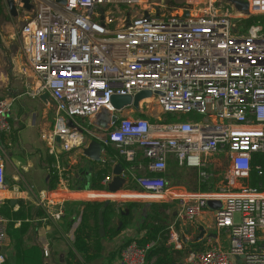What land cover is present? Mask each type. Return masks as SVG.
<instances>
[{"label":"built area","instance_id":"built-area-1","mask_svg":"<svg viewBox=\"0 0 264 264\" xmlns=\"http://www.w3.org/2000/svg\"><path fill=\"white\" fill-rule=\"evenodd\" d=\"M58 1L28 0L27 9L22 0H14L17 17H12L23 23V87L31 98L46 97L54 117L42 139L55 158L57 183L54 191L39 192L37 206L55 223L64 215L55 195L71 181L59 153L84 150L93 140L112 145L118 157H102L107 171L118 159L134 163L141 150L148 170L158 178H134L138 189L111 193L107 186L113 176L107 174L101 190L86 193L109 195L93 200L176 202L179 216L192 223L209 202L220 203L214 211L215 228L228 238L229 248L212 243L190 252L185 264H264V190L243 184L253 155H264V27L246 28L243 22L264 17V0H238L247 4V12L229 0ZM5 5L11 17L6 0ZM142 92L151 96L138 108L112 107L113 96L133 99ZM15 102L11 95H0L4 193L7 158L2 136L12 133ZM98 119L107 129L95 124ZM218 155L227 156L228 166L215 186L209 159ZM172 158L179 167L197 170L198 184L208 190L171 187L167 171ZM256 169L261 172L260 166ZM118 193L152 199L118 198ZM2 204L0 198V210ZM7 223L0 212V247L9 243ZM167 243L181 247L172 227ZM155 245L143 248L132 240L121 248L118 262L147 264V252ZM43 254L50 256L48 247ZM5 261L0 253V264Z\"/></svg>","mask_w":264,"mask_h":264},{"label":"crops","instance_id":"crops-1","mask_svg":"<svg viewBox=\"0 0 264 264\" xmlns=\"http://www.w3.org/2000/svg\"><path fill=\"white\" fill-rule=\"evenodd\" d=\"M10 43V42H8ZM8 43L7 46L4 48L0 47L2 51H0V62L5 63V57L6 55H11L10 50L8 49ZM8 49V50H6ZM16 54V52H14ZM14 54V56H15ZM14 65L17 66V60L18 57H14ZM6 60L9 62V59L6 57ZM17 70V69H16ZM1 74V73H0ZM18 79H21L22 76L20 72H18ZM4 83L5 85L6 82H1ZM21 85V82L19 83ZM15 87V86H14ZM1 90V89H0ZM18 91V90H17ZM39 102H42L44 106V112L45 111H50L49 106H48V99L46 97H42L40 99H37ZM51 112V111H50ZM52 113V112H51ZM45 113H43V118ZM53 115V114H52ZM139 116V115H137ZM136 117V116H135ZM140 117V116H139ZM14 117L12 118V123H13ZM54 121V120H53ZM53 124V123H52ZM53 126H50L47 128L45 131H48L52 128ZM14 128V126H13ZM13 131V130H12ZM44 131V132H45ZM43 133V132H42ZM104 151H103V158H113L115 159L118 157L116 148L113 147L112 145L102 143ZM48 153H49V148H48ZM59 159L62 162L63 165L68 167V174L70 175V181L71 183L68 185L66 190H57V195L61 194L62 196H65V198H58L55 196L56 199L58 200H64L68 202L69 206L67 207L68 209H78L79 207H74V204L82 203V202H88L86 199H99L101 197L103 198H109V195H100L97 193H86L89 191H98V190H91L90 185L92 182V179L97 176V173L99 171H103L102 174V180L104 175L107 174H113V169L116 166V164L123 162L125 160L118 159L116 163H112L110 168L106 171V168L101 166V164H95L88 158H85L83 156V150H76V152H73L71 154H65V153H59ZM222 156L221 158H216L213 157V167L216 172V176H219L222 174V170H224V165L222 160L227 161L228 165V158L226 155H218ZM49 158L51 162L54 164L55 163V158L54 156L49 154ZM208 160V158H206ZM212 159V158H211ZM210 160V159H209ZM174 163L178 168H183L179 167L177 164V161L172 158L170 159V162L168 163V171H167V180L170 184V164ZM52 164V165H53ZM148 164L149 161L147 158H145L143 151H139L138 155L136 156L135 162L134 163H126L127 166H131L133 171V174L135 175V178H158V174H153L148 170ZM92 168V171L90 169ZM191 169V168H187ZM52 167L50 169V172H52ZM86 170V175L81 176V173ZM195 170V169H194ZM197 171V170H196ZM72 176V177H71ZM49 179V180H48ZM101 180V182H102ZM7 181V179H6ZM49 181L50 178H47L45 181V190L44 191H54L56 185L51 189L49 187ZM88 181V184L85 185L84 182ZM217 182L216 185H219ZM198 183V181H197ZM171 185V184H170ZM198 185L197 190L195 191H202L200 190V187L202 185ZM215 185V186H216ZM138 184L137 181H133L131 179V184L125 188L126 191L132 192V190L138 189ZM35 188V186H33ZM181 188V187H180ZM212 188V187H211ZM16 189V188H15ZM12 189V191H7L6 193L0 191V198L4 202L9 201L11 204V207H15L14 210H18V203L22 202L23 205H25L26 208H33L34 212L32 213V217H30L29 220L32 221V226H30V229L26 233V235L23 238L24 241V247L27 249H30L32 247H37L41 250L42 252V264H66L65 263V257L69 250H72V240H73V230H67L64 228V221H59L58 223H55L47 218V215L44 212V209L37 206L35 200L28 194L26 191H20V189L15 190ZM186 190V189H185ZM208 190V189H207ZM205 190V191H207ZM17 191V192H15ZM123 191V190H120ZM116 197L120 198H126V199H140V197H143L145 199H152L151 197H145V196H140L138 194H131V193H118L116 194ZM141 200H131L129 203H133L134 206L132 207L131 211H129V214L132 215V221L127 227L115 238L113 239H103L101 242V253L100 256L91 261L90 263L87 264H119L118 259H119V250L124 247L126 244L131 242L132 240L137 241L141 239L143 236L146 235V230L142 229L143 226V221L147 215V213L156 211L155 209L151 210L152 208L150 206L142 205ZM92 202H107L110 203L111 201H101V200H96ZM65 203V202H64ZM210 203V202H209ZM2 204V206H3ZM157 205L156 209L159 211V213L162 214L160 216V221H157L155 224L156 226H159V228L164 229L165 232V237L167 238L168 234V229L169 227H172L174 229V232L178 235L179 240H180V245L181 248L178 249L175 247V244L169 245L167 243V247L171 248L174 251L180 252L179 255H177L176 258V264H185V259L187 255L192 252V251H201L206 249L208 246H210L212 243H217L220 246H222L225 249L229 248V240L226 236L223 234H219L215 228V216H214V211L217 208L212 207L211 205V210H206L203 212L200 218H198L197 221L194 223L188 222L186 220H183L179 216V210L176 202H152L151 205ZM220 204V203H219ZM119 206L120 203H117ZM122 205V204H121ZM221 205V204H220ZM161 206H167L166 208L161 207ZM123 209V206H122ZM78 210H81L78 209ZM125 212L127 211L126 209H123ZM41 213V215L39 214ZM128 214V215H129ZM75 216V215H73ZM71 217H67V219H70ZM30 221V222H31ZM20 221L17 222V225H19ZM168 226H167V224ZM91 226H93V222L91 221ZM123 226L122 222L120 221V218L118 215L114 218L111 219V224L109 227V230L113 229L116 227L117 229H120ZM203 228L205 230V235L204 238L196 242V238L199 236V229ZM8 235V234H7ZM183 237V238H180ZM8 244L5 247L6 248V259L8 257H11L13 255V246H12V241L10 237L8 236ZM156 244V242H155ZM194 244H198L197 247H194ZM45 247L49 248L50 251V256L48 258L44 257V249ZM10 249L9 253L8 250ZM8 253V254H7ZM77 259L80 264H86L82 257L77 254ZM154 260H152L153 262ZM11 264H14L11 263Z\"/></svg>","mask_w":264,"mask_h":264},{"label":"rangeland","instance_id":"rangeland-1","mask_svg":"<svg viewBox=\"0 0 264 264\" xmlns=\"http://www.w3.org/2000/svg\"><path fill=\"white\" fill-rule=\"evenodd\" d=\"M22 25L23 23L19 25L18 20L9 16L5 0H0V47L1 49L2 47L5 48L7 43L10 42L8 43V49L11 52V55H6L9 62L6 60V57L4 64L0 62V95H11L16 99L13 111L14 128L12 133L8 136L7 141L2 143V148L7 158V190L12 191V189L15 188V190L20 189V191L23 192H28L29 190L28 194L37 203L39 192H49L44 191V185L47 178H50V169L53 163L49 158L48 146L42 139V132L44 133L47 128L53 126L54 117L50 111L44 112L42 102L27 95L26 89L23 87V81L26 77L24 72H26V70L21 54V40L19 36V28L22 27ZM1 49L0 51H2ZM14 52H16V54ZM14 57H18L17 62L19 63H17V66L14 65ZM18 72H20L22 76L21 79L17 78ZM1 82H6L7 85ZM20 82L21 85H19ZM43 113H45L44 118ZM197 118L200 120V117ZM12 138H14V140H12ZM213 157L221 158L222 156H211V161H213ZM222 162L224 167L228 166L226 160H222ZM225 169L226 168L222 170V173ZM220 180H222L221 175L217 176L215 181L219 182ZM170 184V186L174 188L181 187L187 191H195L198 188L197 171L194 169H187L186 167L178 168L174 163H171ZM33 186H35V188ZM29 188H32L31 191ZM53 200L54 198L52 200L50 199L51 202H53ZM61 201L64 206L68 203L64 200ZM86 201L96 200L86 199ZM101 201H103V199H101ZM111 202L116 204L120 202V204H123V209L127 210L126 204L130 201L121 200ZM151 204L152 202L149 201L142 202V205L146 206H151ZM211 208V203H208L204 211H213ZM9 251L10 249L8 253Z\"/></svg>","mask_w":264,"mask_h":264},{"label":"trees","instance_id":"trees-1","mask_svg":"<svg viewBox=\"0 0 264 264\" xmlns=\"http://www.w3.org/2000/svg\"><path fill=\"white\" fill-rule=\"evenodd\" d=\"M259 24L264 27V17L249 19L243 22L246 28L252 25ZM8 136H2V143L7 141ZM14 140V138H12ZM260 166L261 172L256 168ZM103 171H99L97 176L92 179L90 189L91 190H101L103 187L101 185ZM57 183V177L52 172L50 174L49 187H53ZM219 184V183H218ZM244 185L256 189L264 190V155L254 154L253 161L250 171V176L248 180L243 182ZM217 186V185H216ZM200 190L205 191L207 188L201 186ZM103 202H82L74 204V207H79L81 210L68 209L69 204L63 205L64 215L60 221H64V228L67 230H73V240H72V250H69L65 257L66 264H80L77 259V254L80 255L83 261L87 264L91 261L97 259L101 253V242L103 239H113L118 236L132 221V215L124 214L125 211L122 209V205H117L116 203L110 202L103 212L104 222H105V237L101 238L99 233V212L103 207ZM128 210L131 211L134 206L133 203L126 204ZM18 210L15 211V207H11L9 201L4 202L1 207V214L8 221L7 223V234L12 241L13 255L8 257L4 264H42V252L37 247H32L27 249L24 247L23 238L32 226V221L29 220L34 212L33 208H26L22 202L18 203ZM156 211L147 213L142 229L146 230V235L138 240L140 247H145L150 242H156V245L149 249L147 252V264H176L177 255L180 252L174 251L167 247V238L165 237L164 229L156 226V222L160 221L161 213L156 209L157 205L150 206ZM166 208L167 206H161ZM39 214V213H38ZM41 215V213L39 214ZM75 215V216H73ZM120 218L123 226L120 229L114 227L109 230L111 219L116 217ZM71 217L67 219V217ZM20 221L19 225L17 222ZM31 221V222H30ZM91 221L93 226H91ZM59 225V222H57ZM198 244H194L197 247ZM198 248V247H197ZM152 260H154L152 262Z\"/></svg>","mask_w":264,"mask_h":264},{"label":"water","instance_id":"water-1","mask_svg":"<svg viewBox=\"0 0 264 264\" xmlns=\"http://www.w3.org/2000/svg\"><path fill=\"white\" fill-rule=\"evenodd\" d=\"M22 1L25 3L27 9H31L30 6L28 5V0H22ZM229 1L235 6L237 10L239 11L245 10V12H247V4L242 3L241 1L238 0H229ZM58 2L64 3L63 0H59ZM6 4L11 17L14 18L17 17V11L14 4V0H6ZM150 96L151 94L149 92H142L137 96H135L133 99L128 96H113L111 99L112 107L117 111L122 110L130 105H133L135 108H138L140 101L145 98H149ZM111 121L115 122L116 118L115 117L111 118ZM95 124L106 129L108 127L102 119L95 120ZM103 151H104L103 145L93 140L83 150V156L85 158H88L95 164H101ZM90 171H92V168L90 169ZM112 173H113L112 181L107 186L108 191L111 193H116L120 190H124L131 184V179L134 181L135 178L132 169L130 167H127L125 161L116 164ZM84 175H86V170L81 173V176ZM84 184L87 185L88 181H85ZM210 203L213 209L214 208L219 209L221 207V205L217 202H210ZM107 206L108 203L105 202L99 212V233L101 238L105 237V222H104L103 212ZM124 214L128 215L129 211L127 210ZM204 235H205V230L203 228H200L199 236L196 238L195 241L196 242L201 241L204 238ZM0 253L5 254L6 248L0 247Z\"/></svg>","mask_w":264,"mask_h":264},{"label":"bare ground","instance_id":"bare-ground-1","mask_svg":"<svg viewBox=\"0 0 264 264\" xmlns=\"http://www.w3.org/2000/svg\"><path fill=\"white\" fill-rule=\"evenodd\" d=\"M55 196L58 198H65V196H62L61 194H59V196L58 195H55Z\"/></svg>","mask_w":264,"mask_h":264},{"label":"flooded vegetation","instance_id":"flooded-vegetation-1","mask_svg":"<svg viewBox=\"0 0 264 264\" xmlns=\"http://www.w3.org/2000/svg\"><path fill=\"white\" fill-rule=\"evenodd\" d=\"M127 167H129V166H127Z\"/></svg>","mask_w":264,"mask_h":264}]
</instances>
